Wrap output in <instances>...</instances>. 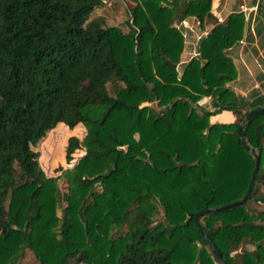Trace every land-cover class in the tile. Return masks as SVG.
<instances>
[{
	"label": "trees",
	"instance_id": "16d2710c",
	"mask_svg": "<svg viewBox=\"0 0 264 264\" xmlns=\"http://www.w3.org/2000/svg\"><path fill=\"white\" fill-rule=\"evenodd\" d=\"M133 1L124 32L89 19L103 0H0V264L24 247L35 264H217L207 242L226 264H264V210L248 208L264 204V111L242 126L258 156L246 200L201 214L206 239L193 223L196 211L241 198L254 165L236 133L250 106L231 87L227 54L244 13L201 35L178 72V23L195 19L201 32L211 0ZM222 110L235 120L209 121ZM80 124L82 154L45 175L31 146ZM242 244L252 248L234 252Z\"/></svg>",
	"mask_w": 264,
	"mask_h": 264
},
{
	"label": "rangeland",
	"instance_id": "374dc122",
	"mask_svg": "<svg viewBox=\"0 0 264 264\" xmlns=\"http://www.w3.org/2000/svg\"><path fill=\"white\" fill-rule=\"evenodd\" d=\"M214 1L215 0L213 1L211 0L210 10L213 5L212 3H214ZM239 1L241 2L243 0H221V2H225V6L227 7L228 10L232 8L231 6H233L236 9H240L237 4ZM262 2L263 0H261L258 5L257 8L258 13H260ZM133 6H134L133 0H103V4L101 6L92 10V12L89 15V19L95 17H101L105 25L118 26L122 31L126 32L129 28L128 25L129 10L132 9ZM209 18L210 17L204 19V26L202 29L203 31L204 28L208 30L209 27L213 26L216 23H220L224 20V19L220 20L217 18L214 19H209ZM187 22L188 25H190L191 27L193 26L192 29L194 31V33L190 32L189 35L191 34V36L195 37V34H201V32H203V31L199 32L196 30L198 21H196L195 19H191L190 21ZM179 25L180 22L178 23V26ZM188 37L189 36L187 34V37L183 38L184 39L183 49L180 54L179 62L176 65L178 72H180L184 63H186L191 57L195 56V53L193 56L190 57L187 56L185 57L183 54L184 48L190 45L191 43ZM193 42L195 46V41ZM221 115H222L221 116L222 119L229 117L228 114H221ZM83 134H84V127L81 124L72 130H69L67 128H57L52 131H47L44 134V136L37 141L35 145L31 146V149L36 151L38 154L37 159L39 162V166L45 175L47 176L58 175L61 173L63 169L70 167L74 163L75 159L82 154V150L78 147V144ZM262 192H263L262 187L260 186L255 196L260 195ZM57 197H58V201L56 204V213L58 216H60L62 208L65 205V181L63 178H60L57 181ZM248 208L252 212L257 213L259 211L264 210V204L250 200L248 201ZM132 219H133V215H128L121 227L113 229L114 234L122 235L130 226L129 222ZM152 219L153 222H158L163 220V212L160 207H157V210L153 214ZM246 248L250 249L252 248V246L242 244L234 252L239 253L240 251ZM13 263L35 264L37 263V261L34 258L33 254L30 252V250L24 247L19 252V254L15 256Z\"/></svg>",
	"mask_w": 264,
	"mask_h": 264
},
{
	"label": "crops",
	"instance_id": "0c3cea01",
	"mask_svg": "<svg viewBox=\"0 0 264 264\" xmlns=\"http://www.w3.org/2000/svg\"><path fill=\"white\" fill-rule=\"evenodd\" d=\"M213 1V0H212ZM261 0H243L239 1L236 9L233 6L229 10L225 6V2L215 0L212 3L209 19H224L230 11H242L245 16V28L242 38L227 50V54L231 57L236 70L237 76L231 87L233 90L243 97L250 106V109L264 106V18L260 9L257 12L258 5ZM212 27V26H211ZM209 27V29L211 28ZM208 29V30H209ZM208 30L204 28L201 34H205ZM187 30L190 45L186 46L183 54L186 57L193 56L195 53V39ZM198 103L204 107L210 108L209 97L201 98ZM231 113V115H230ZM221 114H228L229 117L221 118ZM235 120V115L229 110H222L219 113L209 117L210 122L231 123Z\"/></svg>",
	"mask_w": 264,
	"mask_h": 264
},
{
	"label": "water",
	"instance_id": "95a60500",
	"mask_svg": "<svg viewBox=\"0 0 264 264\" xmlns=\"http://www.w3.org/2000/svg\"><path fill=\"white\" fill-rule=\"evenodd\" d=\"M261 12H262V15H263V18H264V0L262 2V6H261ZM264 111V106H261V107H256V108H252V109H249L247 111V113L241 118L239 124L237 125L236 127V133H237V136H238V139L239 141L241 142V145L248 150L249 154L253 157L254 159V165H253V168H252V171H251V174H250V177H249V180H248V183H247V187H246V190L244 192V194L242 195L241 198L235 200V201H232V202H229V203H225V204H221V205H218V206H212V207H206V208H202L198 211H196L193 215V223L195 225V227L197 228V230L203 235L204 239H206L205 235L203 234V231H202V228H201V225L198 221V217L203 214V213H206L207 211H211V210H222V209H226V208H229V207H232L234 205H237V204H241L243 203L247 196L249 195L250 193V190H251V187H252V184H253V181H254V177H255V173H256V170H257V166H258V156L257 154L254 152V150L250 147L247 146V144L244 142V140L242 139V126L243 124L245 123V121L252 115L254 114H257V113H260V112H263ZM207 241V240H206ZM207 245L209 246L210 248V251H211V254L213 255V257L215 258L217 264H226L224 262V260L222 259L221 255L218 253V251L216 250L215 247L211 246L208 242H207Z\"/></svg>",
	"mask_w": 264,
	"mask_h": 264
},
{
	"label": "built area",
	"instance_id": "2783aa9c",
	"mask_svg": "<svg viewBox=\"0 0 264 264\" xmlns=\"http://www.w3.org/2000/svg\"><path fill=\"white\" fill-rule=\"evenodd\" d=\"M197 23V22H196ZM180 25L182 26V35H183V37L185 38V37H187V30L189 31V32H193L194 33V31H193V29H192V27L190 26V25H188V22L186 21V20H182L181 22H180ZM202 34H195V37H194V39H195V46H196V43H197V40L199 39V37L201 36ZM196 54V53H195Z\"/></svg>",
	"mask_w": 264,
	"mask_h": 264
}]
</instances>
